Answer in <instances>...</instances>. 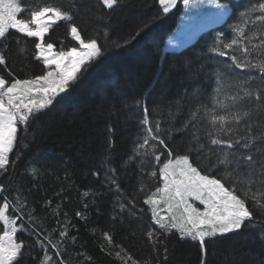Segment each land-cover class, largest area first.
Instances as JSON below:
<instances>
[{"label": "trees", "instance_id": "trees-1", "mask_svg": "<svg viewBox=\"0 0 264 264\" xmlns=\"http://www.w3.org/2000/svg\"><path fill=\"white\" fill-rule=\"evenodd\" d=\"M260 3L264 0H231V10L225 21L200 33L181 50L163 54L166 39L180 20L181 3L164 13L159 0H119L113 9L102 6L100 0H23L24 6L33 9L47 4L72 13V21H60L45 34V41L53 43L56 51L61 47L69 50L78 46L70 35L71 24L75 23L86 42L97 39L103 55L71 90L70 97L58 99L29 125L26 139L18 131L10 161L17 151L22 152L21 159L14 169H9L11 175L0 176V182L7 187V191L0 194V202L2 196H8L17 207L26 204L37 230L51 234L54 241L59 240L57 220L75 225L78 231L70 230L61 244L65 264H121L116 256L118 249L103 235L109 231L114 201L119 198L114 195V189L109 191L111 185L105 176L106 167L117 168L124 196L127 200L136 197V204L135 208L126 205V230L116 225L118 235H114V243L119 245L122 237L134 233L135 238L123 244L128 253L127 264L133 261L157 264L151 245L144 240V231L151 221L150 210L143 204L144 192L140 191L141 163L138 159L128 160L135 146L133 141L142 135L138 128L142 109L136 102L144 99L148 92L146 103L150 107L159 105L162 115L157 118L163 120L170 111L167 101L191 95L198 88L210 92L215 86L217 69L239 80L254 77L255 83H259L257 69L242 70L227 57L218 56L213 50V38L223 32L226 39L222 43L237 40L238 45L228 51L244 59L242 47L259 44V35L264 34V23L257 20L261 14ZM26 16L25 13L21 18ZM145 23L148 27L140 36L131 45H125L128 32ZM237 29H243V33ZM9 32L15 39L10 38L8 42V70L20 79L42 74V61L35 59L37 38L11 29ZM2 47L0 44V50ZM247 58L254 63L259 59L255 54ZM4 71L0 65V72ZM177 119H183V115L177 114ZM106 124H111L114 132L112 149L108 147ZM106 155L110 160L113 155L116 157L107 166ZM149 159L145 158L144 163ZM150 171L144 167L145 174ZM234 178L240 181L237 194L243 198L246 190L243 177ZM124 185L133 186L131 195L129 187ZM143 187L145 191L154 190L147 180ZM86 190H90L87 196L84 195ZM76 212H85L87 221L78 218ZM8 214L13 213L9 211ZM3 233L4 226L0 222V236ZM262 233L264 225H255L206 241V264H264ZM19 235L35 243L34 236ZM71 237H76L74 242ZM160 239L166 241L167 259H163L164 249L159 247V264H200L198 242L181 240L176 230L161 234ZM48 255L52 257L53 253L49 251ZM43 257L44 250L35 245L26 257V264H39ZM53 264H56L55 259Z\"/></svg>", "mask_w": 264, "mask_h": 264}, {"label": "snow or ice", "instance_id": "snow-or-ice-1", "mask_svg": "<svg viewBox=\"0 0 264 264\" xmlns=\"http://www.w3.org/2000/svg\"><path fill=\"white\" fill-rule=\"evenodd\" d=\"M100 3L113 9L119 0H100ZM177 3L178 0H159L164 13L174 9ZM182 3L185 9L207 7L221 13L229 9V4L221 0H182ZM258 7L261 14L257 20L264 23V3ZM25 13L26 18H21ZM72 20V13L61 7L44 4L33 9L24 6L23 0H0V44L3 45L0 65L5 69L0 72V176L11 175L9 169H14L21 159L22 152L17 151L10 161L18 131L26 139L29 125L58 99L70 97L71 90L103 55L97 39L86 42L75 23L71 24L70 35L78 46L55 51L54 44L45 41V34L54 24ZM147 27L145 23L132 28L124 38V44L131 45ZM10 29L37 38L35 59L42 61V74L20 79L8 70V42L10 38L15 39L11 37ZM237 31L243 33V29ZM225 39L223 32L217 33L213 38V50L218 56L227 57L236 68L257 69L259 83H255L254 77L239 80L217 69L215 86L210 92L198 88L191 95L167 101L170 111L163 120L157 118L162 115L160 106L150 107L146 103L148 92L144 99L136 102L142 109L138 120L142 135L133 141L135 146L128 160L138 159L141 163L140 191L144 192L143 204L150 210L151 221L144 231V240L151 245L157 264L160 262L159 247L164 249L163 259H167V244L160 239L161 234L176 230L181 240L187 238L198 242L200 264H206V241L244 227L264 225V34L259 35V44L242 47L244 59L228 51L238 45V41L222 43ZM174 43L179 46V41ZM253 54L259 57L255 63L247 58ZM164 94L162 91L161 98ZM177 114H182L183 119L178 120ZM105 131L108 147L112 149L114 132L111 124H106ZM145 158H150L147 164ZM104 159L107 166L116 157L113 155L110 160L106 155ZM144 167L151 171L145 174ZM116 173L117 168L106 167L105 176L111 185L109 191L114 189V195L119 198L114 201L109 231L103 235L118 249L116 256L121 264H127L128 253L123 244L134 239L135 234L122 237L119 245L114 243V235H118L116 225L126 230V205L135 208L136 197L127 200ZM234 177H243L246 188L243 198L237 194L240 181ZM145 180L154 190L145 191ZM124 186L129 187L131 195L133 186ZM6 191V185L0 182V194ZM89 191L86 190L84 195L87 196ZM9 211L13 214L9 215ZM75 215L87 221L85 212ZM0 222L4 226V234L0 236V264H26V257L35 245L44 250L39 264H53V259L56 264H65L61 244L68 238L70 230L78 231L70 221L57 220L59 240L54 241L51 234L37 230L26 204L17 207L8 196H2L0 202ZM21 233L34 236L35 243L26 241L19 235ZM71 239L74 242L76 237ZM49 251L53 253L52 257H49ZM133 264L137 262L133 261Z\"/></svg>", "mask_w": 264, "mask_h": 264}, {"label": "rangeland", "instance_id": "rangeland-1", "mask_svg": "<svg viewBox=\"0 0 264 264\" xmlns=\"http://www.w3.org/2000/svg\"><path fill=\"white\" fill-rule=\"evenodd\" d=\"M230 1L231 0H221V2L229 4V9L226 13H221L219 10L207 7L185 9L183 6V11L177 26L166 39L163 54L167 51L181 50L186 45L193 42L200 33L211 28L215 24L225 21L231 9ZM178 3L183 5L182 0H178ZM174 41H179V46H176Z\"/></svg>", "mask_w": 264, "mask_h": 264}]
</instances>
